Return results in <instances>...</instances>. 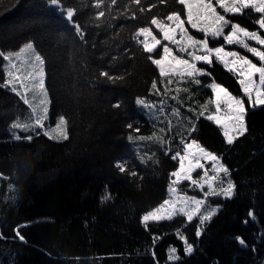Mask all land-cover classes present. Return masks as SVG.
<instances>
[{
	"label": "trees",
	"instance_id": "16d2710c",
	"mask_svg": "<svg viewBox=\"0 0 264 264\" xmlns=\"http://www.w3.org/2000/svg\"><path fill=\"white\" fill-rule=\"evenodd\" d=\"M62 3L74 9L83 39L48 0H0V50L33 42L45 58L48 121L64 115L69 122L68 140H51L45 129H13V122L32 117L19 96L0 87V264H264V106L248 109V130L229 145L219 127L197 113L210 96L204 86L213 79L241 96L235 76L215 62L201 85L160 76L133 35L154 14L182 11L174 0H103L105 16L99 20L96 0ZM229 17L259 30L253 12ZM4 63L0 58V83ZM103 71L115 79L101 76ZM137 98L156 107L137 105ZM176 107L179 116L172 115ZM153 133L166 143L135 139ZM182 138L221 157L236 185L234 195L208 197L218 211L201 226L177 215L146 228L141 216L165 199ZM177 230L193 244L190 255ZM237 237L245 241L242 247ZM169 247L177 249L179 260H167Z\"/></svg>",
	"mask_w": 264,
	"mask_h": 264
},
{
	"label": "snow or ice",
	"instance_id": "6c2138e0",
	"mask_svg": "<svg viewBox=\"0 0 264 264\" xmlns=\"http://www.w3.org/2000/svg\"><path fill=\"white\" fill-rule=\"evenodd\" d=\"M111 4H117L118 0H110ZM136 5H141V0H131ZM167 0H158V3L164 4ZM50 6H54L57 10L64 14L65 20L72 25L76 33L80 34L83 39L81 25L75 20V11L72 7H65L62 0H48ZM103 0H96L95 7L101 9ZM175 4L182 6V11H170L163 17L154 14L151 19V25L158 29L162 34V40L168 41L169 44L175 45L177 53L173 52L169 44L162 45V54L158 52V46L162 44L161 39L157 38L153 30L149 26L139 27L133 39L137 41L148 55V59L159 69L162 78H167L169 83L173 82V77L180 80H190L196 85L201 84L199 77L211 76L207 69L198 67V64L212 66L213 59L223 65L230 73L236 76L243 97L234 95L226 86L216 82L215 79L207 85L211 89L212 96L204 103H199L200 111L197 116H203L209 112L210 106H214V111L207 115L209 121H213L222 129L223 137L227 144H233L238 136H243L248 130L246 126V114L249 108L264 106V34L260 30H264V0H174ZM153 4L152 7H156ZM217 7L223 10L224 14L217 11ZM143 7L139 11L143 12ZM151 10V9H149ZM248 12L257 14V18L253 20L258 25L259 30H249L240 23L227 18L225 14L246 15ZM105 16L104 10L98 11L96 19L99 20ZM136 18L135 13L132 16ZM195 29L202 34V38H197L190 34L189 28ZM227 30V31H226ZM143 36L144 39H140ZM179 36V39H177ZM222 38L223 44L212 47L211 40ZM254 42L256 46L250 44ZM239 45L252 57L256 58L259 63L253 62L248 55L241 54L239 51L227 50L224 45ZM159 58H154L153 54ZM185 55L188 58H185ZM0 58L6 63L4 64L5 79L0 83V87L8 89L15 93L28 105L32 112V119L26 122H13V129H21L24 132H32L36 129H44V121L48 118V93L45 85V58L39 53L33 42H27L16 51H8L5 53L0 50ZM101 76L114 80L108 72L103 71ZM152 88L157 89V82L153 81ZM177 93L181 91L176 90ZM185 93L190 90L183 88ZM32 93L33 99L39 98L40 110L30 102L27 93ZM246 98V99H245ZM178 104L183 101L177 96H172ZM135 103L145 108H155L156 105H149L143 98H137ZM114 107H120L117 103ZM163 111V108L160 109ZM172 115L179 116L180 108H172ZM189 111L196 112V109L189 108ZM68 120L64 115H60L54 128L44 131V135L49 139H69ZM129 129H133L132 124H128ZM171 130V122H169V131ZM191 130H195L194 124ZM137 133L139 128H135ZM164 132V129H160ZM39 134V133H37ZM16 140L26 139L29 142L33 139L32 135L21 137L15 135ZM128 139L133 140V136L129 135ZM135 139L153 140L156 139L160 143H166L163 137H157L156 133L150 136H137ZM183 149L177 151L172 156L173 160L179 161L178 167L170 173L171 182L169 184L170 198L163 201L158 207L146 212L141 220L147 228L150 221L158 222L162 220H172L174 216L180 215L186 217L191 222L195 217L199 218L200 224L210 220L218 211V207L205 208L207 197L222 196L225 199L234 195L236 185L230 178L229 168L221 162V157L209 151L202 146L197 140L187 141L181 139ZM210 160L212 162V175H209L202 161ZM121 173L125 172L123 163L118 162L115 165ZM198 170H204L203 175L198 178L194 177V173ZM130 175L136 176L135 171ZM182 182H189L191 187H195L204 192V199L187 194H178L177 188ZM11 187V186H10ZM207 187V191L204 189ZM110 199V196L104 197ZM251 215V213H250ZM17 235L19 232L17 231ZM177 235L184 242V251L190 255L193 250V244L188 242L186 236L177 230ZM201 235L198 227L196 236ZM23 239V237H20ZM241 245L245 241L236 238ZM175 247L169 250V260H179L176 255Z\"/></svg>",
	"mask_w": 264,
	"mask_h": 264
},
{
	"label": "rangeland",
	"instance_id": "374dc122",
	"mask_svg": "<svg viewBox=\"0 0 264 264\" xmlns=\"http://www.w3.org/2000/svg\"><path fill=\"white\" fill-rule=\"evenodd\" d=\"M217 11H220L221 12V14H224L223 13V10L222 9H219V7H217ZM226 15V17L227 18H230L229 16L230 15H232V14H225ZM149 27H151L152 28V30H153V32H154V34H156L157 35V38L158 39H161V41H162V44L160 45V46H158V52H160L161 54H162V45L163 44H169V42L168 41H163L162 40V34H159V32H158V29H156L155 28V26L154 25H151V23H150V25H148ZM258 26V25H257ZM186 27H188L189 28V32H190V34H192V35H195L197 38H202V34L201 33H199V32H197L195 29H191V27H190V25H186ZM227 31V30H226ZM261 31V34H264V30H260ZM140 39L142 40V39H144V37L143 36H141L140 37ZM177 39H179V36H177ZM249 43L250 44H253V46H256L255 44H254V42H252V41H249ZM25 44V43H24ZM23 44V45H24ZM221 44H223V40H222V38H219V39H216V40H211V45L210 46H212V47H216V46H219V45H221ZM22 45V46H23ZM169 46L170 47H172V49H173V52L174 53H177V48H176V46L175 45H172V44H169ZM225 46V48L227 49V50H234V51H239V52H241V54H244V55H248L249 56V58L250 59H252L253 60V62H255V63H259L258 62V60H256V58H254V57H252L251 56V54H249V53H247L246 52V50H244V49H242L239 45H224ZM21 47V46H20ZM19 47V48H20ZM18 48V49H19ZM17 49V50H18ZM14 51H16V50H14ZM154 58H159L158 56L157 57H154ZM185 58H188L186 55H185ZM213 62H215V63H217V64H219V65H221L222 66V68L223 69H225L224 67H223V65L222 64H220V63H218V62H216L215 61V59H213ZM6 63V62H5ZM4 63V64H5ZM156 67V66H155ZM198 67H202V68H205V69H207V67H209L208 65H204V64H202V63H200V64H198ZM3 68H4V66H3ZM156 69H157V71H158V73H159V69L156 67ZM226 70V69H225ZM3 72H4V70H3ZM232 74V73H231ZM233 75V74H232ZM207 75H205V76H201V77H206ZM235 76V75H234ZM201 77H199V79L201 78ZM4 79H5V74H4ZM203 79V78H202ZM235 79H236V82H237V84H238V81H237V78H236V76H235ZM212 81H210L209 83H211ZM208 83V84H209ZM201 84H202V82H201ZM200 84V85H201ZM207 84V85H208ZM196 85V84H195ZM238 86H239V84H238ZM204 88L205 89H207V90H209V92H210V96L209 97H206V100H208L211 96H212V92H211V89L210 88H208L207 86H204ZM10 89V88H9ZM239 91H240V94H241V97H243V93H242V91H241V89H240V86H239ZM27 98L30 100V102H32L36 107H37V109H38V111L40 110V104H39V98H36V99H33V95H32V93H27ZM246 99V98H245ZM47 100H48V97H47ZM205 102V101H204ZM27 107H28V105H26ZM210 108H212V110L211 111H214V106H210ZM28 109H29V112H30V114H31V117H32V112H31V109L28 107ZM48 109H49V101H48ZM211 111L209 110V112H207L205 115H203V116H201L202 118H204V119H207L206 117H207V115L208 114H210L211 113ZM57 120H58V117L54 120V121H52V122H49L48 121V118L44 121V125H45V130H47V129H51V128H54L55 127V124H56V122H57ZM208 120V119H207ZM213 124H215L213 121H211ZM216 125V124H215ZM216 126H218V125H216ZM219 127V126H218ZM219 129H220V132H221V134H222V136H223V133H222V129L219 127ZM44 130V131H45ZM47 137V136H46ZM48 138V137H47ZM224 138V137H223ZM51 140H55V141H57V140H62V139H51ZM225 140V139H224ZM182 149H183V144L181 143V147H180V151L182 152ZM174 155H175V153H174ZM176 163H177V165H176V168L178 167V165H179V161H178V159L176 160ZM202 163H204V165H205V169L204 170H206L207 172H208V174L209 175H212V162L210 161V160H205V161H202ZM175 168V169H176ZM174 169V170H175ZM173 170V171H174ZM204 170H198L197 171V173H194L193 175H194V177H197L198 178V176L199 175H203V173H204ZM170 182H171V179H170V181H169V184H170ZM169 186H168V188H167V190H166V197H165V199L164 200H166V199H169L170 198V193H169ZM188 190H193V191H196V193L195 194H190V193H187V191ZM204 191L206 192L207 191V187H205V189H204ZM177 193L178 194H187L188 196H195V197H197V198H200V199H204V192H202L200 189H198V188H195V187H191L190 186V184H189V182H182L179 186H178V188H177ZM209 197H211V198H213V197H215V198H218V197H221V198H223L222 196H209ZM208 198V197H207ZM163 200V201H164ZM163 201L160 203V204H162L163 203ZM159 204V205H160ZM159 205H157L156 207H158ZM155 207V208H156ZM212 207H218V206H215V205H211V204H209V202L208 201H206V205H205V208H212ZM154 209V208H153ZM152 210V209H151ZM150 210V211H151ZM145 214V213H144ZM143 214V215H144ZM142 215V216H143ZM142 216H141V218H142ZM186 218V217H185ZM195 220H196V222H197V225H199V226H201V224H200V221H199V218L198 217H195L194 218ZM141 220V219H140ZM187 220V219H186ZM207 222V221H206ZM141 223H142V220H141ZM205 223V222H204ZM143 224V223H142ZM170 248H172V247H169L168 249H167V260L168 261H172V260H169V250H170Z\"/></svg>",
	"mask_w": 264,
	"mask_h": 264
},
{
	"label": "water",
	"instance_id": "95a60500",
	"mask_svg": "<svg viewBox=\"0 0 264 264\" xmlns=\"http://www.w3.org/2000/svg\"><path fill=\"white\" fill-rule=\"evenodd\" d=\"M241 245V244H240ZM243 245H241V247H242Z\"/></svg>",
	"mask_w": 264,
	"mask_h": 264
}]
</instances>
